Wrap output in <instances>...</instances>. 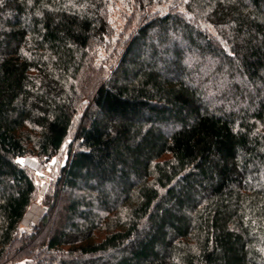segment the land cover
I'll use <instances>...</instances> for the list:
<instances>
[{
  "label": "trees",
  "instance_id": "1",
  "mask_svg": "<svg viewBox=\"0 0 264 264\" xmlns=\"http://www.w3.org/2000/svg\"><path fill=\"white\" fill-rule=\"evenodd\" d=\"M44 260L264 264V0L0 2V264Z\"/></svg>",
  "mask_w": 264,
  "mask_h": 264
},
{
  "label": "rangeland",
  "instance_id": "2",
  "mask_svg": "<svg viewBox=\"0 0 264 264\" xmlns=\"http://www.w3.org/2000/svg\"><path fill=\"white\" fill-rule=\"evenodd\" d=\"M71 139L72 138L70 137L65 141L66 143L63 145V148L61 149V152L58 154V156L53 157L45 164L40 162L36 157L30 155L20 159L23 161L22 165L30 169L39 185L36 199L30 204L20 222L21 229L27 230L29 232H34L36 230L41 216L46 211V206L43 203L42 198L49 188L50 182L52 181L58 168L63 165L64 161L66 160L67 147L70 144ZM52 161L55 162L53 163ZM40 173H42V175H40ZM34 243H37V241H34ZM49 263H51L49 260H44L43 262V264Z\"/></svg>",
  "mask_w": 264,
  "mask_h": 264
},
{
  "label": "snow or ice",
  "instance_id": "3",
  "mask_svg": "<svg viewBox=\"0 0 264 264\" xmlns=\"http://www.w3.org/2000/svg\"><path fill=\"white\" fill-rule=\"evenodd\" d=\"M0 2H2V0H0ZM29 2L31 3V0H29ZM184 2L185 3H187V0H184ZM180 11L181 12H183L184 11V9H183V7H180ZM37 15H40V13L39 12H37L36 13ZM17 163H20V164H23V161L22 160H20L19 158L17 159V161H16ZM53 163L55 162V161H52ZM40 175H42V173H40Z\"/></svg>",
  "mask_w": 264,
  "mask_h": 264
},
{
  "label": "built area",
  "instance_id": "4",
  "mask_svg": "<svg viewBox=\"0 0 264 264\" xmlns=\"http://www.w3.org/2000/svg\"><path fill=\"white\" fill-rule=\"evenodd\" d=\"M5 264H10V263H5Z\"/></svg>",
  "mask_w": 264,
  "mask_h": 264
}]
</instances>
